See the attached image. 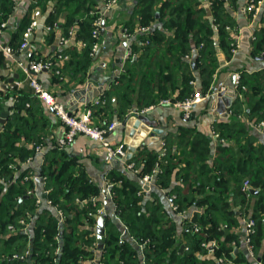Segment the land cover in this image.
I'll return each instance as SVG.
<instances>
[{
    "label": "trees",
    "instance_id": "trees-1",
    "mask_svg": "<svg viewBox=\"0 0 264 264\" xmlns=\"http://www.w3.org/2000/svg\"><path fill=\"white\" fill-rule=\"evenodd\" d=\"M49 1L38 0L29 7L25 19L11 37L12 50L22 44L34 9L46 7ZM98 2L57 0L47 24L53 25L59 15L67 11L66 29L76 25L78 28L74 43L62 52L70 56V61L61 69L60 76L53 74L56 81L63 82L69 77L81 84L87 79L94 63L91 53L96 39L92 32L98 17ZM236 4L237 0H137L136 19L125 27L133 33L137 25L150 26L152 33L139 36L142 53L128 59L125 72L105 93V104L94 106L93 111L97 115L107 112L112 106V95L116 97L120 119L126 118L134 105L144 110L166 99L185 101L197 92L191 84L196 80L193 71L200 77L201 93L206 94L222 64L218 55L224 56L225 60L232 58L234 33L237 31L232 10ZM13 9V0H0V26L8 20ZM155 22L160 23L158 28H153ZM257 24L252 34L250 54L258 59L264 57V9ZM79 41L86 46L79 49ZM193 48L196 55L190 62L185 58L192 56ZM193 63H196V69ZM242 87L246 90L243 91ZM238 92L243 99L236 98L231 104L232 120L215 125L218 135L215 150L212 137L183 130L176 141L177 153H173L167 139L165 156L144 148L129 160V163H135L141 178L152 176L159 188L175 196L173 202L178 211L194 210L193 221L219 244L215 260L200 259L195 254L196 251L203 257L208 254V250L202 247L206 240L203 234L194 233L185 223L182 232L185 239L181 241L176 225L166 226L164 217L167 215L158 196L152 194L149 201L145 200L143 194L139 195L142 191L139 181L113 170L106 177L112 184V205L132 239L122 240L120 232L108 229L101 248L106 264H141L137 246L145 242L143 256L146 264H218V257L224 258L226 263L250 264L235 231L240 226L241 217H252L256 221L252 244L257 255L262 253L260 258L264 263V144H256L255 136L239 119L244 113L254 125L264 121V69L241 72ZM35 98L31 90L24 93L23 87L0 91V114L6 103L14 100L8 122L0 132V178L8 181L4 195L0 196V264H96L93 260L97 254L91 247L97 239L86 225L94 220L89 214L102 205L101 202L96 205L92 202L94 197L100 196L101 187L85 171L78 169L79 159L60 150L57 142L45 154L38 173L47 178L45 185L50 190L47 199L52 201V206L44 205L38 209L35 198L27 195L35 186L33 181L23 182L29 170H20L19 177H14L18 163L35 155L34 147L29 149V144L43 147L52 135L45 129L48 121L38 107L41 101ZM246 179H249L251 188L258 191L257 194L242 191ZM3 188L0 181V189ZM77 200L84 203H77ZM55 208L65 215L61 229ZM27 212L34 218L30 246L26 235L7 232V226L19 218H26ZM105 218V227L116 226L109 214ZM57 236L60 243H57ZM58 244L60 251L56 255ZM182 245L189 250L181 251ZM28 248L31 258L24 261L12 259L14 254H24ZM236 250H239L237 254Z\"/></svg>",
    "mask_w": 264,
    "mask_h": 264
},
{
    "label": "crops",
    "instance_id": "crops-1",
    "mask_svg": "<svg viewBox=\"0 0 264 264\" xmlns=\"http://www.w3.org/2000/svg\"><path fill=\"white\" fill-rule=\"evenodd\" d=\"M37 1L38 0H13V12L6 21L7 27L4 29L3 35L0 37V81L2 83L11 84L10 80L14 78V81L23 80L24 76L19 68L20 62L29 60H44L53 57L59 50H61L59 48L60 37L67 36V31L69 32L70 30H76L78 28V25H76L69 28V30L66 29L65 24L67 21V11H64L59 15L57 21L55 22L58 24V27L50 32L45 31L44 27L49 26V24H47V19L57 5V0H51L48 2L46 7L42 9L41 7H36L33 11L31 23L34 19H36L39 26L33 30V33L29 38V53H25L24 49L21 48L24 40L20 46H17L12 50L10 46L12 35L25 19V15L27 14L29 7L33 4H37ZM247 2L248 0H237L236 8L232 10V18L235 23H237V31L234 33V38L236 39L239 47L233 53L231 60H225L224 57V63L221 64L220 68H218L215 73L211 88L206 94H204L205 99L201 103L193 106L191 117L189 119H185L183 117V112L173 105L151 106L147 109L152 110V117L154 121L157 122L158 128L162 130V133H154L152 128H150L147 132L142 129H136L131 135L132 127H129L127 122H132L135 114L130 115V113L136 109L141 112L142 110H139L138 106L134 105L127 114L126 118L120 119L118 115L117 100L116 97L112 95V106L107 108V112L97 115L95 111H93L92 116L93 123L100 127L103 125L108 126L113 122H120V126L111 134L107 135V141L115 146L125 145L127 151L129 150V147L133 146L132 144L135 143L136 151L132 158L138 151L143 150L144 148L151 152L160 153V156H165V141L167 142V139L174 149L173 153H177L176 141L183 133V130H193L202 135L212 137L214 139L212 146L213 150H215L218 140L217 136H215V125L218 123H227L232 120L230 107L223 113L218 112L219 94L221 92H225L226 97L231 99L230 104H232L234 99L240 98L238 90H234V76L240 75L241 72L245 71L256 72L264 69V57L257 59L253 58L250 54L252 34L254 32V28L258 26L257 21L263 12L264 0L259 6L260 11L257 17L253 18L245 12ZM136 5L137 0H118V3L105 15V32L104 34L102 33L100 39L103 48L97 57L94 58V63L89 70L87 75L88 77L84 83L78 84L69 79V77H67L63 82H58L54 79V75L51 72H45L40 76V81L44 87L56 98L58 102L64 104L73 114H80L83 112L86 107H89V105L92 104L93 100L100 94L101 91L106 93L113 87V85H116V79H118L125 72L129 52H131L135 58L140 56L142 53V49L140 48L141 43L139 41V36L142 34L137 31L139 26L137 25L135 27V31L133 33L127 34L124 32V30L127 29L125 27L127 26L126 24H129L130 22L133 23L134 19H136ZM99 6L100 2H98L96 8ZM159 26V22H155L153 24V28H158ZM108 44L110 45L109 47L107 46ZM7 48L11 51L12 55H7L4 52V49ZM134 48H137V50ZM195 55L196 50L193 48L191 56L192 61L194 60ZM67 63H65V65ZM193 75L196 78L194 84L195 88L201 92L202 88L200 77L197 73H194V71ZM30 90L32 91L29 86H23L24 93ZM177 94L178 91L175 92V96ZM35 99L37 101L39 100L38 98ZM242 99L243 97L240 98V100ZM38 105V107L42 109L45 119L48 121V126H46L47 128L45 129H47L49 134L52 133V135L48 137L47 143L43 146V156L34 155L33 157H29L26 162L18 163L19 165L15 167V179L19 177L20 170L23 169L29 170V173H33V175H40L38 172L44 164L45 154L53 148L52 146L54 142L56 145V142L62 136L63 125L60 119L55 116L50 108L42 104V102ZM13 106L14 100H9L6 103V107H9V113H11L10 109ZM239 119L244 122L246 126H248L251 133L255 136L257 139L256 144H264V131L257 129L254 123L248 119L244 113L239 116ZM5 124L0 123V132L4 130L3 126ZM28 148L32 149L33 144H29ZM66 152L79 159L78 169L80 168V170L85 171L91 180L97 183L100 187L104 186L107 175H109L113 170H117L119 173L126 174L131 180L139 181L142 188L143 178H141L139 172L135 173L133 171H129L124 163H121L120 161H107L100 147L83 135H79L73 145L66 149ZM132 158L130 160H132ZM127 161L129 163V160ZM157 171H159L158 168ZM152 179V183L149 186L147 185L149 190L145 189L144 193L142 192V189V191H139V195L143 194L142 196H144L145 200L148 201L150 200L152 194H156L158 196L167 215L164 217L166 226L174 223L176 225L178 236L181 241L183 240L184 242L185 238L184 235H182V232L185 228V218L187 216L193 218L194 210L190 209L188 212L182 211L184 214L174 211L171 207L172 197L174 195H168V191L166 189L159 188L155 184L153 177ZM34 185L37 194L44 195L45 190L47 189L46 185L38 179L34 181ZM5 188L6 187L4 186V189ZM107 210L112 218L114 211L112 203L107 204ZM244 218L245 217L239 218L240 226L235 228V231L241 239V250L246 252L243 242ZM119 221L121 222L120 219ZM97 222L98 219L94 218L93 222L90 224V229L94 233V236L95 234L97 235ZM118 230L122 239L120 228ZM28 245H31L30 242ZM261 255V252H259L254 258L249 257L248 255L250 264H260ZM201 256L202 255L199 257ZM201 259L215 260V256L214 254L209 253L204 255V257L202 256Z\"/></svg>",
    "mask_w": 264,
    "mask_h": 264
},
{
    "label": "built area",
    "instance_id": "built-area-1",
    "mask_svg": "<svg viewBox=\"0 0 264 264\" xmlns=\"http://www.w3.org/2000/svg\"><path fill=\"white\" fill-rule=\"evenodd\" d=\"M100 6L97 9V19L94 22V29L92 32V37L96 39L95 44L92 48L91 55L95 58L97 55L101 52L103 45L100 42L101 36H102V29L103 25L105 24V15L111 11V9L118 3V0H99ZM263 3V0H248L247 6L245 8V12L249 14H253V17H257L259 13V6ZM39 26V23L36 19L32 21L26 32L24 33L23 37V44L21 46L22 49H25L29 46V38L33 33V30ZM7 27V23H2L0 26V37L3 35V30ZM58 27L57 23H54L53 25L45 26L44 29L46 32H50L53 29H56ZM230 30V28H227ZM138 33L140 34H151L152 33V27H138ZM127 34L129 33L127 29L124 30ZM235 39V38H234ZM75 41V30H70L68 32L67 36H62L59 39V50L53 57L44 59V60H29L25 62L19 63V68L24 76L23 80H17L14 81L11 85H8L6 83H2L0 81V91L6 90V89H19L22 88L25 84H27L33 91L34 96H36L46 107L50 108L52 112L55 114L57 118L60 119L63 125V132L61 138L57 141V147L60 150H66L67 148L71 147L73 143L75 142L76 138L79 135H83L96 143L98 147L103 151L107 161L113 162V161H120L121 163H124L126 168L129 171H133L135 173H138L135 170L134 163H128V152L126 150L125 145H112L110 142L107 141L106 135L110 132L115 131L120 124L117 122H113L109 124L106 128H102L100 126H97L92 121L93 116V107L94 106H100L105 104V92L101 91L100 94L93 100L92 104L89 107H86L83 112L80 114H73L71 111L67 109V107L58 102L56 98L44 87V85L40 81V76L45 72H51L55 74L56 76L61 75V69L65 65V63L70 61V56L68 54H63L62 51L66 48H68L73 42ZM253 41V37H252ZM78 47L80 49L84 48L86 44L84 42H77ZM147 44V43H146ZM239 45L236 42L235 39V45L232 50L234 53L238 49ZM201 48V47H200ZM200 49H198L199 51ZM197 51V53H198ZM4 52L7 55H12L11 51L7 48L4 49ZM128 59H132L133 55L131 52L128 53L127 56ZM186 60L192 62L191 56H186ZM191 84H195L192 82ZM240 88V75H235L234 80V90H239ZM225 90V89H224ZM242 90L245 91L246 88L242 87ZM235 96V95H234ZM241 97V94L239 95ZM205 99V96L201 92H195L194 95L191 98L186 99L184 102H169L164 100L161 104L166 105H173L176 106V108L180 109L183 112V117L185 119H189L191 117L192 108L194 105H197L201 103ZM171 103V104H170ZM28 106V105H27ZM149 109H146L143 112H146ZM255 127L257 129H260L264 131V121H261L259 124H256ZM215 136L218 137V135L215 134ZM35 155L43 156L44 150L42 145L40 146H34ZM41 180L44 184L47 181V178L45 176L41 175H33V173H29L23 178V182H29V181H35V180ZM0 181L2 184L6 187L8 185V181L5 182L3 178H0ZM152 183V177L146 176L143 177V184L142 189L144 192L145 187L150 185ZM112 184L107 182L105 180L104 186L101 187V194L100 196L94 197L92 199V202L96 205L97 202H101L102 205L97 208L96 212L90 213L89 215L92 216L95 219H98L99 217H107L109 214V211L107 210V204L112 203ZM251 184L249 179L244 180L242 184V191L245 193L251 192ZM50 190L46 189L44 195L46 196L44 198V195H39L36 192L35 186L33 189L29 190L27 192V195L32 196L36 200V206L38 209H41L44 205L52 206V201L47 199L48 193ZM5 193L4 188L0 189V196H3ZM145 193V192H144ZM175 196L172 197V203L171 207L174 211H178V206L174 204ZM77 203L83 204L84 202H80L77 200ZM55 212L58 218L59 223V229L63 228V224L65 222V215L63 211L58 210L55 208ZM184 214V212H180ZM27 217H22L17 220L16 223L10 224L7 226V232L10 235H14L17 233L26 235L29 239V242L32 240V228H33V216L27 212ZM112 217H115L117 221L119 220L118 215L115 212V208L113 211ZM185 222L188 223L191 226V229L194 233L197 234H203L206 238L205 241L202 242V247L208 250V254H214L219 249V244L217 241L210 239L207 231L203 229L199 224L193 221L192 218L186 217ZM89 228V225L86 226ZM255 227H256V221L252 217H245L244 218V236H243V242L245 245L246 253L249 255V257H256L257 253L255 252L254 245L252 244V236L255 234ZM123 232L122 240L125 239H132L129 236L128 229L126 227L122 228ZM96 236V234H95ZM128 236V238L126 237ZM59 242L58 236H57V243ZM60 243V242H59ZM147 243L138 245V249L140 251L139 255L142 259L141 264H146L143 256V248L145 247ZM93 250L97 254V257L93 260L96 264H106L104 261V253L101 250V247H99V243L96 242L93 244ZM234 247L236 245L234 244ZM184 249L186 251L189 250V247H185ZM60 251V245H57L55 254L58 255ZM31 258V251L28 249L25 251L24 254H14L12 256L13 260H28ZM218 264H231V262L226 263L225 259L222 257H218L217 259ZM123 264V263H122ZM264 264V263H260Z\"/></svg>",
    "mask_w": 264,
    "mask_h": 264
},
{
    "label": "water",
    "instance_id": "water-1",
    "mask_svg": "<svg viewBox=\"0 0 264 264\" xmlns=\"http://www.w3.org/2000/svg\"><path fill=\"white\" fill-rule=\"evenodd\" d=\"M208 12V16L211 17V12L210 10L207 11ZM105 32V24L103 25V29H102V33L104 34ZM108 47L110 46L109 44L107 45ZM29 46L26 47L24 49L25 53H29ZM193 67L196 68V63H193ZM15 79V78H14ZM14 79L10 80V83L14 82ZM234 80H235V76H234ZM230 101L231 99L226 97L225 92H221L219 94L218 97V112L219 113H223L225 112V110H227L230 107ZM9 107H5L4 112L0 115V123L1 124H5L7 122V119L9 118ZM133 121H128V125L129 127H132V131H131V135L134 133V130L136 129H142L143 131L147 132L150 128H152L154 133H162V130L158 128L157 126V122L154 121L153 117H152V110L149 109L146 112L143 113H135L134 119H132ZM126 123V124H127ZM125 124V125H126ZM133 146L129 147L128 150V157L127 159L130 160L133 156V154L136 151V145L135 143L132 144ZM145 189L149 190V187H145ZM251 192L253 194H257L258 191L257 190H251ZM46 196L44 195V198ZM113 222L117 225L118 229L122 228L121 224L118 223L117 219H115V217H112ZM105 222H106V218L105 217H99L98 218V222H97V227H96V233H97V240L99 242V247L103 248L104 247V240H105V235H106V228H105ZM123 241H121L122 243ZM184 250V246H181V251ZM239 252V250H236L235 253L237 254Z\"/></svg>",
    "mask_w": 264,
    "mask_h": 264
},
{
    "label": "rangeland",
    "instance_id": "rangeland-1",
    "mask_svg": "<svg viewBox=\"0 0 264 264\" xmlns=\"http://www.w3.org/2000/svg\"><path fill=\"white\" fill-rule=\"evenodd\" d=\"M247 15H249L250 16V14L249 13H247ZM252 18H253V16H252ZM4 23H6V22H4ZM147 27V26H146ZM4 31V30H3ZM219 57H218V59H219V62H221V63H224V56H222V55H218ZM192 83V82H191ZM194 83H195V81H194ZM7 84V83H6ZM12 84V83H11ZM11 84H8V85H11ZM194 87H195V85H194ZM194 89H196V91H198V92H200L197 88H194ZM164 100H162L161 102H159L158 104H156V105H154V106H158V105H163V104H161L162 102H163ZM166 101H169V102H171V103H173V102H177V101H172L171 99H166ZM180 102H184V101H180ZM170 103V104H171ZM164 105H166V104H164ZM174 107H176V106H174ZM143 111V110H142ZM135 113H141V111H138L137 109L136 110H134V111H132V113H130V115H132V114H135ZM135 116V115H134ZM119 124H120V122H118ZM112 132H110V133H108L107 135H109V134H111ZM107 135H106V137H107ZM127 150V149H126ZM128 152V151H127ZM135 168V167H134ZM135 170L137 171V172H139L138 171V169H136L135 168ZM145 177H146V175H145ZM152 177V176H151ZM152 181H153V179H152ZM112 194H113V192H112ZM118 223L119 224H121V226H122V228L123 227H125V225L123 224V223H121L119 220H118ZM198 224V223H197ZM87 226V225H86ZM105 228H107V230L108 229H110L112 232H114V233H118L119 232V230H118V228L116 227V226H111V225H109L108 227H105ZM122 228L120 229V231H121V233L123 232V230H122ZM89 230H91L90 229V225H89ZM92 231V230H91ZM106 233H107V231H106ZM127 238H128V236H126ZM96 239H97V235H96ZM125 238H123V240H124ZM183 246V245H182ZM92 249L94 248V247H91ZM91 249V250H92ZM185 250V249H184ZM55 251H56V249H55ZM195 254H196V256H200V252H198V251H196L195 252ZM200 259L202 258V256L201 257H199ZM95 259V258H94ZM24 261V260H23Z\"/></svg>",
    "mask_w": 264,
    "mask_h": 264
}]
</instances>
